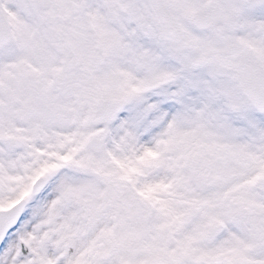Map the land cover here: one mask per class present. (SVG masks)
Returning <instances> with one entry per match:
<instances>
[{"label":"snow or ice","instance_id":"snow-or-ice-1","mask_svg":"<svg viewBox=\"0 0 264 264\" xmlns=\"http://www.w3.org/2000/svg\"><path fill=\"white\" fill-rule=\"evenodd\" d=\"M0 264H264V0H0Z\"/></svg>","mask_w":264,"mask_h":264}]
</instances>
